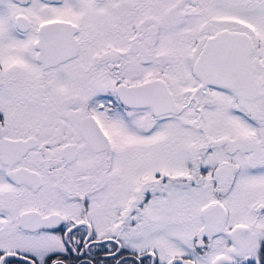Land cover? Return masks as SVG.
Here are the masks:
<instances>
[{"label":"snow or ice","instance_id":"6c2138e0","mask_svg":"<svg viewBox=\"0 0 264 264\" xmlns=\"http://www.w3.org/2000/svg\"><path fill=\"white\" fill-rule=\"evenodd\" d=\"M0 264H264V0H0Z\"/></svg>","mask_w":264,"mask_h":264}]
</instances>
